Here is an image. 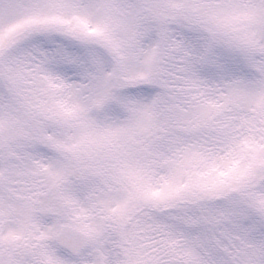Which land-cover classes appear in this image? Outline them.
Returning <instances> with one entry per match:
<instances>
[{"label": "snow or ice", "instance_id": "6c2138e0", "mask_svg": "<svg viewBox=\"0 0 264 264\" xmlns=\"http://www.w3.org/2000/svg\"><path fill=\"white\" fill-rule=\"evenodd\" d=\"M0 264H264V0H0Z\"/></svg>", "mask_w": 264, "mask_h": 264}]
</instances>
